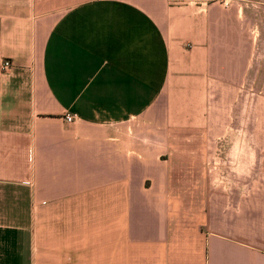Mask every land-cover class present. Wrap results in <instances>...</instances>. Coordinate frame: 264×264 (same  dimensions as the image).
<instances>
[{
    "label": "crops",
    "instance_id": "1",
    "mask_svg": "<svg viewBox=\"0 0 264 264\" xmlns=\"http://www.w3.org/2000/svg\"><path fill=\"white\" fill-rule=\"evenodd\" d=\"M221 1L0 0V264H264V0Z\"/></svg>",
    "mask_w": 264,
    "mask_h": 264
},
{
    "label": "built area",
    "instance_id": "2",
    "mask_svg": "<svg viewBox=\"0 0 264 264\" xmlns=\"http://www.w3.org/2000/svg\"><path fill=\"white\" fill-rule=\"evenodd\" d=\"M233 0H222L221 4L224 7H229L231 5ZM11 67V62L9 60H3L1 63V69L2 71H7ZM62 120L67 125H76V122L78 120L77 116L72 113H65L62 117Z\"/></svg>",
    "mask_w": 264,
    "mask_h": 264
},
{
    "label": "rangeland",
    "instance_id": "3",
    "mask_svg": "<svg viewBox=\"0 0 264 264\" xmlns=\"http://www.w3.org/2000/svg\"><path fill=\"white\" fill-rule=\"evenodd\" d=\"M129 137V136H128Z\"/></svg>",
    "mask_w": 264,
    "mask_h": 264
}]
</instances>
